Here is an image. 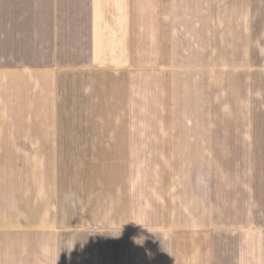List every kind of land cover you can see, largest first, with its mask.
<instances>
[{"label":"crops","instance_id":"crops-1","mask_svg":"<svg viewBox=\"0 0 264 264\" xmlns=\"http://www.w3.org/2000/svg\"><path fill=\"white\" fill-rule=\"evenodd\" d=\"M31 12L11 49L32 59L0 65L17 146L10 167L0 150V264L110 248L111 264H264V0Z\"/></svg>","mask_w":264,"mask_h":264},{"label":"rangeland","instance_id":"rangeland-1","mask_svg":"<svg viewBox=\"0 0 264 264\" xmlns=\"http://www.w3.org/2000/svg\"><path fill=\"white\" fill-rule=\"evenodd\" d=\"M32 7H33V0H0V65L2 64H14L18 61H30L32 59L31 53H24L25 51L23 49H11V46H13L16 42L15 38L17 36H22L24 33H20L18 35V31L23 29L25 31V34L31 36L32 32V20L28 18L30 14H32ZM21 10H24V14H26V22L25 24L22 22V20L18 21V14L20 16ZM187 11L191 12V7H186L185 12ZM10 15V17L8 16ZM23 25V26H20ZM2 38L5 39V44L9 46L4 49V53H2V47H1V40ZM13 39V41H11ZM11 41V42H10ZM19 53V54H17ZM240 77H234L233 81L236 82ZM240 82V80H238ZM237 82V83H238ZM237 104L234 102V106ZM8 136H5L1 138L0 136V150L6 151V154H8V158L6 161H8V166H11V155L16 152V147L13 146L11 143H8L6 140ZM225 136L222 135V138L224 139ZM234 143V142H233ZM24 147L25 151H29V146H22ZM23 149V148H21ZM13 165V164H12ZM27 168L25 167V170ZM74 246L72 247V252L74 253ZM108 249V247H106ZM104 256V262L105 264H111L112 259V253L111 248L109 249V252L106 255V252H103Z\"/></svg>","mask_w":264,"mask_h":264}]
</instances>
